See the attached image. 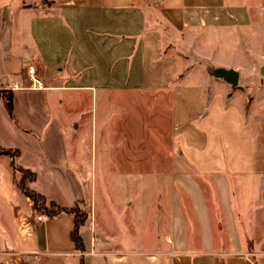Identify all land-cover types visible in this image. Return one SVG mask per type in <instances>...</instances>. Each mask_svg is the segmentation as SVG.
<instances>
[{"label": "crops", "instance_id": "crops-1", "mask_svg": "<svg viewBox=\"0 0 264 264\" xmlns=\"http://www.w3.org/2000/svg\"><path fill=\"white\" fill-rule=\"evenodd\" d=\"M37 1L0 7V147L17 153L0 179L27 170L87 218L77 251L73 216L44 212L15 264H264L234 202V181L264 176V0ZM97 165L133 188L119 225Z\"/></svg>", "mask_w": 264, "mask_h": 264}, {"label": "rangeland", "instance_id": "rangeland-1", "mask_svg": "<svg viewBox=\"0 0 264 264\" xmlns=\"http://www.w3.org/2000/svg\"><path fill=\"white\" fill-rule=\"evenodd\" d=\"M16 2L17 0H0V7L15 8ZM49 2L50 0H38L35 4L48 5ZM9 155L13 156L12 154ZM158 160L159 158L157 157V162ZM14 165L16 166V164ZM142 167H144V164H142ZM20 169L13 167L11 179L4 173V176L0 179V264H15L18 259L22 258V254L18 252L28 250L31 247L34 232H37V230L33 231V221L35 219L37 221V217L40 215L45 216L43 208L49 209L50 207V203H46L40 195L37 202L38 205H35L20 190L19 181L23 177H26V179L29 177L28 174H22ZM90 170L91 167L88 168V171ZM133 170H136V168H129V171ZM147 171L149 172L151 169L148 168ZM92 172L96 174V183L92 186L98 208H101V204L107 201L109 197V209L114 211L111 218L115 220L116 224H121L125 219L127 209L130 208L127 197L128 193L133 194V188H131L132 190L128 189V184H124L123 177L114 176L112 180L115 182H110L109 180L110 183L106 182V175L101 172V167L98 165L93 167ZM29 183L26 181V189L29 192H34L29 187ZM159 186L162 187L159 191H168V185ZM147 187L148 192H157L154 185L148 184ZM234 202L240 212L239 223L245 230L247 244L251 247L256 245L258 250L264 251V176L247 177L241 179L240 182L234 181ZM78 208L86 213L85 208H81V206H78ZM16 237H18V246L16 249L12 248V251L11 244L12 242L16 243Z\"/></svg>", "mask_w": 264, "mask_h": 264}, {"label": "trees", "instance_id": "trees-1", "mask_svg": "<svg viewBox=\"0 0 264 264\" xmlns=\"http://www.w3.org/2000/svg\"><path fill=\"white\" fill-rule=\"evenodd\" d=\"M0 98L4 101L8 113L10 115H12V111H13L12 92L0 91ZM0 154H6V155L12 154L13 156H15L17 153H16V151L5 150V149L0 147ZM21 169H20V172L22 174H28L29 177L27 179H26V177H23L19 181V188H20V190H22L24 192V195L26 197H28L36 205L38 202V199H39V195L37 193H34V192H29L25 187L26 181L27 182L33 181L35 179V175L33 173L27 171V170H24V169L21 170ZM43 210L48 215H58L61 213H68V214H71L73 216V229L71 231L70 237H71V240L74 244L75 249L77 251H82L83 246H82L81 237L79 235V229L84 224V222L87 218L86 213L81 211V209L78 208L77 205L70 207V208H62V207L55 205L54 203H50L49 209H47L45 207V208H43Z\"/></svg>", "mask_w": 264, "mask_h": 264}, {"label": "built area", "instance_id": "built-area-1", "mask_svg": "<svg viewBox=\"0 0 264 264\" xmlns=\"http://www.w3.org/2000/svg\"><path fill=\"white\" fill-rule=\"evenodd\" d=\"M26 72H27L30 80L32 81L33 85L39 86L40 85L39 81L36 78H34V76H33L34 75V68L32 66H28L26 68ZM45 219H46V217L42 216V215L37 217V221H44Z\"/></svg>", "mask_w": 264, "mask_h": 264}, {"label": "water", "instance_id": "water-1", "mask_svg": "<svg viewBox=\"0 0 264 264\" xmlns=\"http://www.w3.org/2000/svg\"><path fill=\"white\" fill-rule=\"evenodd\" d=\"M218 77L223 78L227 82L234 84L236 80V75L233 72L230 71H221L218 73Z\"/></svg>", "mask_w": 264, "mask_h": 264}]
</instances>
